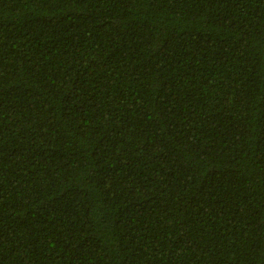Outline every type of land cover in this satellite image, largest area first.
<instances>
[{
	"label": "trees",
	"instance_id": "16d2710c",
	"mask_svg": "<svg viewBox=\"0 0 264 264\" xmlns=\"http://www.w3.org/2000/svg\"><path fill=\"white\" fill-rule=\"evenodd\" d=\"M0 264H264V0H0Z\"/></svg>",
	"mask_w": 264,
	"mask_h": 264
}]
</instances>
